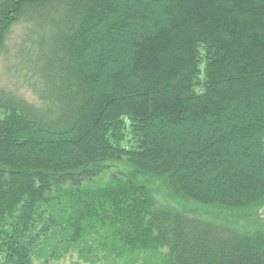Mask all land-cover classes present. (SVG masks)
I'll list each match as a JSON object with an SVG mask.
<instances>
[{"label": "trees", "instance_id": "16d2710c", "mask_svg": "<svg viewBox=\"0 0 264 264\" xmlns=\"http://www.w3.org/2000/svg\"><path fill=\"white\" fill-rule=\"evenodd\" d=\"M10 52L36 100L0 89V264H264V223L151 187L264 206V0H0Z\"/></svg>", "mask_w": 264, "mask_h": 264}, {"label": "rangeland", "instance_id": "374dc122", "mask_svg": "<svg viewBox=\"0 0 264 264\" xmlns=\"http://www.w3.org/2000/svg\"><path fill=\"white\" fill-rule=\"evenodd\" d=\"M15 62V58L13 56L11 57V52L8 55L2 54L0 56V89L3 88L6 91L19 90L28 98L30 102H35L36 99L32 98L30 94H26V91L23 89H20L19 85H21L20 82H22V80L19 82L15 75V71L13 69ZM118 170L128 172L130 167L126 164H120L113 169V172ZM151 187L154 191H156L155 196L162 206H166L175 212L184 214L191 218L201 219L218 226L233 229H246L254 227L257 224L264 223V206L243 211H230L216 207H206L168 197L161 183ZM76 260L77 258L75 256L68 258L59 264H71Z\"/></svg>", "mask_w": 264, "mask_h": 264}]
</instances>
